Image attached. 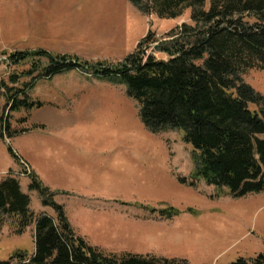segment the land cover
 I'll return each instance as SVG.
<instances>
[{
  "label": "rangeland",
  "instance_id": "374dc122",
  "mask_svg": "<svg viewBox=\"0 0 264 264\" xmlns=\"http://www.w3.org/2000/svg\"><path fill=\"white\" fill-rule=\"evenodd\" d=\"M184 23L192 24L190 11L162 19L132 0H0V182L17 178L35 216L46 211L57 219L30 190L25 165L34 167L37 145L73 151L89 167L87 197L50 191L77 237L104 256L253 260L264 253V193L233 197L195 180L184 134L150 131L127 86L99 74L124 62L150 34L156 42L148 54L167 60L165 37ZM51 57L78 58L90 67L77 69L93 77L71 73L77 69L44 77ZM243 79L264 97L263 71ZM35 235V222L19 233L17 219L6 221L0 263L32 257Z\"/></svg>",
  "mask_w": 264,
  "mask_h": 264
},
{
  "label": "trees",
  "instance_id": "16d2710c",
  "mask_svg": "<svg viewBox=\"0 0 264 264\" xmlns=\"http://www.w3.org/2000/svg\"><path fill=\"white\" fill-rule=\"evenodd\" d=\"M132 1L146 14L162 19L175 20L190 11L192 24L184 23L167 34L161 48L167 60L148 54L156 42L150 34L124 62L99 74L113 75L127 86L150 131L184 134V142L193 149L195 180L233 197L264 193V97L243 79L248 71L264 72V0ZM145 45L149 47L144 49ZM51 59L44 77L90 67L78 58ZM16 107L12 104L8 109ZM30 178V190L40 193L57 219L46 213L35 216L31 198L17 178L0 182V230L10 219H17L19 233L36 224L35 254L4 264H186L134 255L104 256L77 237L50 189L34 174ZM234 264H264V253Z\"/></svg>",
  "mask_w": 264,
  "mask_h": 264
},
{
  "label": "crops",
  "instance_id": "0c3cea01",
  "mask_svg": "<svg viewBox=\"0 0 264 264\" xmlns=\"http://www.w3.org/2000/svg\"><path fill=\"white\" fill-rule=\"evenodd\" d=\"M65 72L56 75H62ZM90 72L91 70H83L81 72L77 69L76 72L71 73H75L76 76L91 78L93 75ZM56 75L49 77V79H54ZM58 98H55V103L59 102ZM80 159L73 151L64 149L54 150L37 145L34 153V167L27 164L33 174L50 190H54L58 194L65 193L85 198L87 197L85 193L87 191L86 185L88 186L89 184L91 174L87 170L89 167H85V163L81 162ZM42 213L47 212L43 211Z\"/></svg>",
  "mask_w": 264,
  "mask_h": 264
},
{
  "label": "built area",
  "instance_id": "2783aa9c",
  "mask_svg": "<svg viewBox=\"0 0 264 264\" xmlns=\"http://www.w3.org/2000/svg\"><path fill=\"white\" fill-rule=\"evenodd\" d=\"M26 166V175L30 176L31 175V170L29 169V167L27 165Z\"/></svg>",
  "mask_w": 264,
  "mask_h": 264
},
{
  "label": "water",
  "instance_id": "95a60500",
  "mask_svg": "<svg viewBox=\"0 0 264 264\" xmlns=\"http://www.w3.org/2000/svg\"><path fill=\"white\" fill-rule=\"evenodd\" d=\"M155 49H156L157 51H160V47H159V46H156Z\"/></svg>",
  "mask_w": 264,
  "mask_h": 264
}]
</instances>
